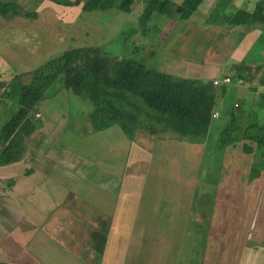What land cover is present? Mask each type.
I'll return each mask as SVG.
<instances>
[{"label": "crops", "instance_id": "obj_1", "mask_svg": "<svg viewBox=\"0 0 264 264\" xmlns=\"http://www.w3.org/2000/svg\"><path fill=\"white\" fill-rule=\"evenodd\" d=\"M0 1L16 4L15 10L0 14V44L9 43L7 36L21 33L19 29L27 28L28 19H31L30 24L33 23L38 12L50 5L49 0H25L26 5L21 0ZM135 1L129 11L116 12L114 17L119 16L121 22H130L137 33L138 26L141 33H145L155 17H166L162 10L167 4L174 6L182 2L139 0L136 1L138 8L134 10ZM258 4L264 5V0H201L188 17L182 18L177 12L167 17L169 23L173 20L180 26L177 42L190 44L192 48L197 44L198 48L193 57H179L184 63H175L170 74L184 78H231L229 82L219 84L223 90L218 93L214 112L219 116L223 110L226 118L221 123L215 122L213 131H217L216 139L223 131L243 135L240 140L221 146L226 162L219 175L226 176L228 181L223 185L219 182V189H222L220 192L224 189L225 196L234 195V214L223 218L224 211L219 204L216 218L207 219L205 235L189 236L188 220L192 219L195 226L202 225V219L192 217V204L188 202L181 206L182 209L176 204L163 207L151 202L140 204L143 188L134 191L124 187L121 183L124 173L91 174L96 157H90L87 166L80 163L84 158L76 155L73 169L80 178L75 183H65L59 179L62 177H57L55 170L58 165L63 168L68 157L56 144L52 150L43 145L44 140H52L47 139V131L38 119L37 128L24 139L22 158L0 165V264H184L186 261L189 264H264V216L262 220L258 219L261 211L264 214V166L257 177L250 179L255 166L264 163V144L253 139L255 126L264 130V9L258 13L262 18L259 20L257 13L254 14ZM149 6L152 9H148ZM146 9L150 10L148 16L145 15ZM31 12L35 15L30 17ZM162 32L159 30L156 36ZM152 43L157 44L158 37ZM17 72L10 63L0 67V80L6 81L8 79L4 76L12 78ZM56 89L66 88L61 83ZM46 93L48 89L45 96ZM230 95L232 99L227 97ZM37 107L36 114L41 117ZM75 122L76 126L82 123L77 119ZM88 122L87 130L93 137L94 146H97L101 134L117 123L126 134L129 155L133 139L120 123L99 112L95 105ZM140 123L144 131L156 121L141 118L136 129ZM40 130L45 133L43 137L42 133L41 136L38 134ZM214 132L211 131L212 135ZM149 136V141L139 136L134 142L137 155L133 154V157L136 160L145 157L144 161H148L153 144V135ZM209 137L212 138L211 134ZM163 138L159 139L177 141L182 155L187 151L191 154L190 162L197 164L207 145V139L190 141L188 149V140L184 141L176 134ZM106 142H113V139ZM182 145L186 147L182 148ZM231 149H235V154L226 155ZM194 151L198 156L196 159H193ZM48 169L52 170L51 174ZM194 176L191 174L190 194L194 188ZM28 177L33 180L24 179ZM95 179L102 186L101 191L103 186L111 188L105 190L109 194L96 195L91 201L85 193L91 188H82L81 183L88 184ZM82 189H86L84 195ZM223 203L230 207L232 202ZM193 251H196V261L186 259L193 255Z\"/></svg>", "mask_w": 264, "mask_h": 264}, {"label": "rangeland", "instance_id": "obj_2", "mask_svg": "<svg viewBox=\"0 0 264 264\" xmlns=\"http://www.w3.org/2000/svg\"><path fill=\"white\" fill-rule=\"evenodd\" d=\"M136 1L132 6L134 10L138 8ZM21 2L25 3L26 1L21 0ZM48 3L50 5L43 7L38 12L37 18L32 21L33 23L30 24L31 19H28L26 29H19L21 33L7 36L9 43L0 44L1 68L10 63L19 72L31 70L66 49L82 45H100L113 56L132 57L143 62L146 66L169 73L175 67V63H184L179 57H193L197 54V44L192 48L190 44H182L179 40L177 42L180 35V26L175 25L173 20L169 23L167 18L172 13L166 14V17H160V20L155 17L151 28L148 26L145 33H141V29L138 26L137 33L135 31L136 27L130 22H121L118 18L119 16L114 17L116 12L123 13V11L116 8L83 10L81 9L82 2L78 5H72L70 8L67 7L68 5L55 4L50 1ZM124 15L127 18L129 17L127 13H124ZM135 21L137 20L135 19ZM140 21L138 22L141 23ZM159 30H163V32L156 36ZM155 37H158L157 44L152 43ZM4 77L8 80L11 79L10 77ZM61 83L62 79L56 80L49 87L50 89L48 88L46 96L44 95L39 101L38 106L42 114L41 117L36 114L38 109L30 117L35 123L38 122V119L40 120L43 128L47 131V139L50 138L52 140L49 142L44 140L43 145H47L52 150L54 148L53 145L56 144L59 149L64 150V155L68 157V160L64 161V167L61 168L58 165L55 170L57 177H62L59 179H63L65 183H75L80 178L75 175L76 171L73 169L76 155H81L84 159L80 163H86L87 166H89V163H87L89 158L96 157L97 159L92 163L93 165L90 169L91 174L95 175L99 172L105 174L110 171L118 175L124 173V179L122 178L121 181L122 184L124 183V187L127 186L134 191L143 188L140 204L151 202L160 204L162 207L166 204H173V206L178 205L179 209H182V205L192 204V217L194 219H196L195 217L202 219V225L195 226L192 219L188 220L189 236L202 237L203 234L205 235L206 228L204 227L208 223L207 219L210 217L216 218L219 204L222 211H224L223 218L234 214V195L225 196L223 194L224 189L222 192H220L222 189H219V182L223 185L228 180L226 176L222 177L219 175L224 168L226 160L223 157L224 147H221L218 142L221 138L226 137L228 133L227 131L219 132V140H217V131L214 132L213 130H215V122L221 123L226 118L223 110L220 111L219 116L212 113L208 132L212 138H206L207 145L200 153L198 164L190 162L191 154L187 153V151L186 154L184 152L182 155L181 149L174 139L160 140L159 138L174 135L175 132L170 133L168 130H159L156 123L148 126L144 131L140 123L134 133L127 132L128 136L133 139L128 155L126 134L123 133L117 123L113 124L109 131L102 133L99 142H96L97 146H94L93 137L87 130L90 125L88 121L93 104L85 96L73 93L68 89L57 90L56 88ZM49 93L51 95H47ZM227 97L232 99L231 95ZM15 108L16 105L12 98L6 94L0 97V124L9 117ZM142 116V114H139V121H141ZM75 119L80 121V123L82 121V123L76 126ZM260 130L255 126L253 139L255 142L261 141L264 144V130ZM211 131L214 132L213 135ZM41 133L43 137L45 134L43 130H40L38 134L41 136ZM149 135H153V144L148 152V161H144L146 160L145 157L141 158V161L136 160L133 157V154L137 155L134 142L139 140V136L141 138L145 137V140L149 141L151 138ZM111 138L113 142L107 143L106 141ZM121 141L123 142L122 145H120ZM188 142L189 149L191 143L190 140ZM188 142L185 143L188 144ZM183 147L186 146L182 145ZM247 147H249L248 144ZM234 151L231 149L226 155H233L235 154ZM195 154L196 151L193 152L194 156ZM196 158L198 156L193 159ZM226 159L228 160V156ZM48 171L50 174L52 173V170L48 169ZM77 172L79 173L80 171L77 170ZM255 172L254 176L249 177L250 179L257 177L258 174ZM184 174L186 175L184 176ZM191 174L195 175L192 194H190L192 190L190 186ZM24 179L33 180L31 177ZM81 187L91 188L87 192H85L86 189L81 190V194L84 195L85 192L91 201L96 195L107 193L105 190L111 188L103 186L104 190L101 191L100 187L102 186L98 185L97 179L88 184L86 182L81 183ZM230 192H233V189ZM224 201L226 203L232 202L231 206L225 205ZM44 203H47V201ZM26 204L28 203L26 202ZM28 207L29 205L26 208ZM178 212L180 214V211ZM259 215L258 219L260 221L264 214L261 211ZM184 253L188 255L190 251L184 250ZM192 254L195 255V258L192 255L186 259L192 261L194 259L196 261V251L195 253L193 251ZM186 262L182 263L186 264ZM187 263L189 264V262Z\"/></svg>", "mask_w": 264, "mask_h": 264}, {"label": "trees", "instance_id": "obj_3", "mask_svg": "<svg viewBox=\"0 0 264 264\" xmlns=\"http://www.w3.org/2000/svg\"><path fill=\"white\" fill-rule=\"evenodd\" d=\"M49 1L65 6L82 2L83 10L116 8L121 11H129L133 3V0ZM200 1L182 0L174 6H159H165L162 10L165 14L177 12L186 18ZM15 9V2L0 1V14ZM263 9L264 5L258 4L254 14L258 16ZM58 78L66 89L85 95L99 112L120 123L126 132L134 133L142 114L141 118L154 119L159 130L175 132L178 138L190 141H204L209 137L211 116L216 110L218 93L223 90L213 79L174 76L132 57L113 56L100 45L66 49L31 70L17 72L8 81L0 80V97L6 94L16 105L0 124V165L22 158L24 139L37 128L30 117L45 91ZM227 133L226 137L217 139L220 146L243 137ZM262 166L264 163H258L250 176H254V171L259 174Z\"/></svg>", "mask_w": 264, "mask_h": 264}, {"label": "built area", "instance_id": "obj_4", "mask_svg": "<svg viewBox=\"0 0 264 264\" xmlns=\"http://www.w3.org/2000/svg\"><path fill=\"white\" fill-rule=\"evenodd\" d=\"M231 80V78L229 76H224L222 78H214L213 82L215 84L221 83V82H229ZM217 113L214 112V115H216Z\"/></svg>", "mask_w": 264, "mask_h": 264}]
</instances>
